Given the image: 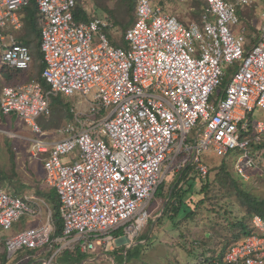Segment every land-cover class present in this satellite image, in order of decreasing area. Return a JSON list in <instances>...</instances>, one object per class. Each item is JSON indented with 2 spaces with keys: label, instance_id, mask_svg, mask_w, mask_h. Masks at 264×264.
<instances>
[{
  "label": "built area",
  "instance_id": "obj_1",
  "mask_svg": "<svg viewBox=\"0 0 264 264\" xmlns=\"http://www.w3.org/2000/svg\"><path fill=\"white\" fill-rule=\"evenodd\" d=\"M156 1L137 0L122 48L108 39L115 29L110 18L76 21L77 0H35L41 78L49 90L35 81L5 86L0 114H15L29 128L30 154L42 162L45 183L58 196L62 231L56 234L46 202L0 188V230L12 233L4 239L8 261L23 249L46 247L53 256L88 255L115 242L118 230L132 241L166 178L189 165L206 177L202 154L221 159L237 151L234 170L245 182L258 169L253 147L264 139V118L253 116L257 109L264 115V30L248 50L244 30L233 31L237 9L254 0H205L201 24L188 26ZM28 2L0 0V63L18 70L31 63L28 48L12 34L22 27ZM76 93L91 108L71 107L72 121L57 130L59 139L45 138L37 119L49 115L50 96ZM252 222L258 233L215 264H264V222L258 216Z\"/></svg>",
  "mask_w": 264,
  "mask_h": 264
},
{
  "label": "trees",
  "instance_id": "obj_2",
  "mask_svg": "<svg viewBox=\"0 0 264 264\" xmlns=\"http://www.w3.org/2000/svg\"><path fill=\"white\" fill-rule=\"evenodd\" d=\"M77 1L78 5L73 12L74 18L76 21H87L88 15L80 6V0ZM136 3L137 0H127L125 6H122V11H124L123 13L126 18H121L119 21L117 30L119 31L120 29V36H108L111 45L122 48L126 47L122 36L133 22ZM193 4L198 14L206 7V3L203 0H195ZM98 9H100V6ZM131 14L132 16H130ZM194 17L197 16L194 15ZM21 21L22 27L14 31L13 34L16 43L28 48L31 63L26 70L10 68L0 63V91L7 85L23 81L24 72H29L30 74L27 76L26 81L23 82H38L44 91H48L49 86L41 78L45 64L40 52L39 12L35 0H29L27 6L23 8ZM235 68L236 65L226 68L222 85L219 87L220 95ZM67 98L60 95L50 96L49 115L37 119L40 127L46 128L47 125L52 127L55 125L57 127L65 118L71 117L69 114L71 106ZM42 122H47L48 124L42 126ZM253 148L262 150L264 148V139ZM236 153L237 151H233L228 156L221 158L218 166L208 167V173L204 179H201L197 175L194 165H189L171 183L163 182L158 188L155 195L162 199L164 203L168 199L158 219L157 224L159 226L163 225L166 220L170 222L174 230L178 231V227L187 223L192 224L199 215L198 212L207 209L205 212L210 214L206 216V222L214 223V225L219 226L224 232L221 236L220 244H218L221 248L214 247V249H217V252L208 246V242L211 239L207 236L208 231L204 230L199 234L195 233L196 238H193V234L191 238L190 234L180 232L179 239H182V241H177L175 245L176 251H181L180 257L173 256L174 254L172 253L170 257L167 253V264H215L216 262H222L231 246L237 244L245 237L258 233L252 219L254 216H258L264 222V199L248 191L246 182L236 175L234 170ZM9 156L11 163L10 171L7 172L4 168L0 167V187L8 191L5 188L15 186L17 190L14 194L21 196V191L28 187L18 183L13 185L12 179L15 178L16 174L14 155L11 154V151H9ZM257 174H259L260 178L264 177V173L262 172H257ZM35 194L47 200L51 209L56 234L59 235L62 231V222L59 214V199L57 194L54 190H43L40 188ZM233 207L236 208V212L230 210ZM30 252L33 253L34 251L31 250ZM208 253H211L210 258H206V254ZM214 254H218L219 257L213 258ZM82 258L83 255L78 252H63L58 261L62 264H72L80 261ZM132 258L130 256L129 260L131 261Z\"/></svg>",
  "mask_w": 264,
  "mask_h": 264
},
{
  "label": "rangeland",
  "instance_id": "obj_3",
  "mask_svg": "<svg viewBox=\"0 0 264 264\" xmlns=\"http://www.w3.org/2000/svg\"><path fill=\"white\" fill-rule=\"evenodd\" d=\"M126 2L127 0H81L80 6H83V9L86 10L88 15H90L91 17L96 16L102 18H106V17L111 18V20L116 24V28L109 33V37H114V35L120 36L119 33L120 29L118 31L117 28L119 26V21L121 20V18H126L123 13L124 11H122V6H125ZM194 2L195 0H185L182 3H180V5H177L178 4L177 2H173L170 5L173 6L171 8L172 13L178 16V18L184 23H190L191 21L196 22L199 19V14L198 12H196V9L193 4ZM99 6L100 9H98ZM194 15H196L198 18L194 17ZM130 16H132V14ZM241 18L242 21H244L245 26L247 24L248 25L247 28L251 30L252 37L255 36L257 33V28L260 29L262 27L261 25L264 24V0H254L251 6L244 9ZM29 74H30L29 72H24L23 81H26V78ZM23 81L7 86L15 87L28 83ZM213 98L214 95L212 96L211 99ZM67 101L69 102V105L73 107L76 111L86 112L91 108V102H89L88 98H85L80 93L79 94L76 93L75 95L68 97ZM259 114L262 115V112L259 109H257L254 113L253 119L255 117L258 118ZM68 122L69 120L67 121L63 120V122L59 123L57 127L55 125L52 127L50 125H47L48 124L47 122H42V126L47 125L45 128L46 131H54L56 129L62 128ZM12 127H14V129L17 128L18 131H15L14 129L13 130L10 129L11 123L5 118L0 117V167L4 168L7 172L10 171L11 163H10L9 151H11V154L14 155V164H15L14 169L16 174L15 178L12 179L13 185L18 183L28 187L21 191V196H23L25 194L37 192V190H39L41 183L35 181L30 173L31 169L33 171H36V166L38 162L33 161L31 158H29V148H28L29 145L28 142L24 139L25 137L29 136L30 132H27L28 129L24 127L22 128V125H16V124H13ZM41 128L43 129L44 127ZM16 137H24V138H17L20 141L16 142L17 140ZM14 143L15 145H13ZM253 151L258 169L250 172V178L248 181H246V186L248 191L264 199V177L260 178L259 174H257V172L264 173V148L262 150H258L254 148ZM200 160L204 165L211 168L213 166H218L221 161L219 157L214 156L212 153L202 154L200 156ZM177 176L178 174L175 173L174 175L166 178L164 182L171 183ZM37 177L41 178L39 175H37ZM9 187L10 188H5V189L11 193L16 192L17 189L15 186H9ZM42 187L43 190L48 189L46 184H43ZM164 204L165 203L162 199H160L156 195L154 196L149 206L150 218L148 219L146 225L140 232H142L143 235L147 234L146 237L148 236L149 237L148 239L150 241H152L155 232L157 233V235L160 233H164L165 236H170V238L162 236L159 241L156 242L154 241V247H152L148 251H146L147 248H143L141 250L140 247L132 254L133 257L132 260L131 261L129 260L130 262H126L125 264H165L166 258H168L167 253L170 255V257H171V253L174 254L173 256L180 257L179 254H181V251L180 250L176 251V246H175L177 241H182V239H179L180 232H182L183 234H190L191 238L193 234V238H196L195 233L199 234L202 231L206 230L209 232L207 236L211 238L209 241L210 244H208L209 248L215 250V252H217V249H214V247L221 248V246L218 244H220L219 242L221 241V236L223 235L224 232L219 226L214 225V223L211 224L210 222H206L207 220L206 216L210 214L205 212V210L207 209H203L201 212H198L199 215L197 216L195 221L192 222V224L187 223L183 226H180L178 227V231H177L173 229L170 222L167 223L166 225L164 224L161 225L162 227L157 224L159 218L158 216H161V210L164 207ZM230 210L234 212L237 211L235 207L230 208ZM220 214L222 215L221 212ZM166 222L167 221L165 220L164 223ZM24 227L25 225L22 224L21 226L16 227V230L20 228L22 229ZM11 234L12 233H3L0 230V264H14L13 262H8L5 255L4 239L10 236ZM134 240L135 239H133L132 241L124 240L123 243H125V245H129ZM166 243L170 244L171 247L166 246ZM166 247L167 250L165 251ZM106 249H108V245L106 246L105 250ZM210 256L211 253L206 254V258L207 257L210 258ZM216 257H219V255L214 254L213 258ZM104 261L105 262L103 264H119L115 261V259L112 260L110 256L104 259Z\"/></svg>",
  "mask_w": 264,
  "mask_h": 264
},
{
  "label": "crops",
  "instance_id": "obj_4",
  "mask_svg": "<svg viewBox=\"0 0 264 264\" xmlns=\"http://www.w3.org/2000/svg\"><path fill=\"white\" fill-rule=\"evenodd\" d=\"M81 1V0H80ZM183 1L185 0H181V1H169V0H158L156 1V5H159L163 8V11L165 13H168L169 15L175 17L178 22H180L181 24L185 25V26H188L190 25L191 23H196L198 25L201 24V16L203 15L204 13V9L201 10L200 14H199V20L196 21V22H190V23H184L182 22L178 16L174 15L172 13V10L171 8L173 6H170L173 2H177L178 4L177 5H180V3H182ZM205 1V0H203ZM78 2V1H77ZM206 3V1H205ZM80 4V3H79ZM250 5H247V7H249ZM82 9H83V6H81ZM239 6H236L235 8L237 9ZM243 9H237V14H238V18H239V25L238 27L234 28L233 31H234V34L238 33V31H243L244 30V34H245V44H244V48L245 50H248L249 48H251L257 41L258 39L260 38L263 30H264V24H262L261 28H257V33L255 36L252 37V32L248 27V25L244 24V21H242V14H243ZM83 11L86 12V10L83 9ZM87 13V12H86ZM88 15V13H87ZM134 18H133V22L131 24V26L133 25L134 21H135V14H133ZM91 16L88 15V19L90 18ZM109 18V17H107ZM111 19V18H110ZM114 26H115V23H114ZM130 26V27H131ZM14 31H12V34H13ZM116 32V31H115ZM14 36V34H13ZM71 108V107H70ZM69 108V109H70ZM70 114V112H69ZM70 118H65L64 120L67 121L69 120L72 121V115L70 114ZM0 117H3L5 118L6 120H8L10 123H11V128L10 129H14V127H12L13 124H16V125H22V128H26L29 130V128L25 125V123L15 114H10V115H7V116H4L2 114H0ZM264 118V115L262 113L258 115V118L255 117V119H263ZM22 123V124H21ZM39 125V124H38ZM17 127V126H16ZM41 128V127H40ZM44 129V130H43ZM41 128V130L46 134L44 137L45 138H50L51 140H57L59 139V134L57 133V130L59 129H56L54 131H46L45 128ZM15 131H18L17 128L14 129ZM27 132H30V130ZM31 133V132H30ZM29 133V136L32 135ZM28 136V137H29ZM28 137H16L17 138H24L27 142H28V145H29V158H31L33 161H37L38 164L36 166V171H33L32 169L30 170V173L33 177V179L35 181H37L38 183H41L40 184V189H43V184H46L45 183V179H44V169H43V165H42V162L37 160V159H34L32 158L31 154H30V148H31V144L29 143V141L26 139ZM17 141H20V140H16ZM24 142V141H23ZM13 143V142H12ZM15 145V143L13 144ZM14 148V147H13ZM45 157V156H43ZM37 175H39L41 178H38ZM47 185V184H46ZM48 189H51L53 190L51 187L47 186ZM36 192L34 193H29V194H25L23 196H33L41 201H44L46 202L47 206L49 207L50 209V206L47 202V200L43 197H40V196H37L35 194ZM21 196V197H23ZM51 211V209H50ZM160 218V217H159ZM24 225H25V222H22ZM167 223H169L168 221L166 223H163L164 225H166ZM162 227V226H161ZM166 232V231H164ZM153 234V233H152ZM151 234V236H152ZM115 242L113 243H110V244H107L108 245V249H104V250H96L95 252L93 253H90L88 255H83V258L78 261V262H74L72 264H103L105 261L104 259H106L108 256H110L113 259H115V261L119 264H125L126 262H130L129 261V256L141 247V250L143 248H147L146 251L150 250L152 247H154V241H159L160 238L162 236H165L164 233H160L157 235V233L155 232L154 233V237L152 239V241H150L148 238V236L146 237V235H143L142 232L139 233V235L135 238V240L129 244V245H125V243H123L124 239L121 238L122 237V231L121 230H118L115 232ZM167 238H170V236H165ZM151 243V244H150ZM150 244V245H149ZM210 244V242L208 243ZM106 245V246H107ZM105 246V248H106ZM166 246H171L170 244L166 243ZM55 247V246H54ZM167 250V247L165 249V251ZM28 251V252H27ZM31 250H27V249H23L21 251H19L15 256H14V259L12 261H8V262H13L14 264H62L60 263L58 260L60 258V255L62 253H59L57 254L56 256H53V247H46V248H43V249H39V250H32L34 251L33 253L30 252ZM105 251H108V252H105ZM68 252V251H67ZM19 254V255H18ZM5 255H6V252H5ZM18 255V256H17ZM6 258H7V255H6ZM132 260V259H131ZM168 261L166 260L165 264L167 263Z\"/></svg>",
  "mask_w": 264,
  "mask_h": 264
},
{
  "label": "water",
  "instance_id": "obj_5",
  "mask_svg": "<svg viewBox=\"0 0 264 264\" xmlns=\"http://www.w3.org/2000/svg\"><path fill=\"white\" fill-rule=\"evenodd\" d=\"M171 191V190H170ZM170 191H169V195H170ZM168 202V199H167V201L165 202V204H164V207H165V205H166V203ZM163 207V208H164ZM163 208H162V210H161V213H162V211H163ZM158 217H160V216H158ZM159 219V218H158Z\"/></svg>",
  "mask_w": 264,
  "mask_h": 264
}]
</instances>
